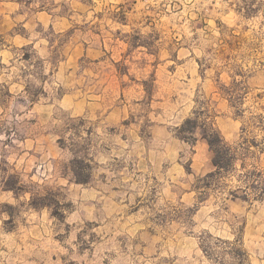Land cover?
<instances>
[{
	"label": "rangeland",
	"instance_id": "1",
	"mask_svg": "<svg viewBox=\"0 0 264 264\" xmlns=\"http://www.w3.org/2000/svg\"><path fill=\"white\" fill-rule=\"evenodd\" d=\"M263 180L264 0H0V264H264Z\"/></svg>",
	"mask_w": 264,
	"mask_h": 264
},
{
	"label": "trees",
	"instance_id": "2",
	"mask_svg": "<svg viewBox=\"0 0 264 264\" xmlns=\"http://www.w3.org/2000/svg\"><path fill=\"white\" fill-rule=\"evenodd\" d=\"M198 127L199 122L197 118H187L179 127L180 133L178 134V137L186 141H193L196 139L194 134ZM202 131V136L207 140L210 149L214 152L213 162L216 170L208 173L204 177V180H208V182L205 184L206 187L210 188L212 187L210 179H213L214 177H217V175H221L222 173L229 171L233 166L236 157L231 154L233 147L224 141L217 129L212 126L210 128H204ZM186 132L190 133L191 136L185 135L184 133ZM75 175L76 181H86V179L79 178L77 173H75ZM259 188L260 189L258 190L260 191V197L264 198V180L261 182V186H259ZM233 195L236 196V194Z\"/></svg>",
	"mask_w": 264,
	"mask_h": 264
},
{
	"label": "crops",
	"instance_id": "3",
	"mask_svg": "<svg viewBox=\"0 0 264 264\" xmlns=\"http://www.w3.org/2000/svg\"><path fill=\"white\" fill-rule=\"evenodd\" d=\"M237 123L238 121L233 117L221 116L220 119L218 120V124H216V128L220 131V133H222V128L225 125H230L231 127L235 128L237 127ZM179 140H183V139L179 138ZM199 146H202V147L208 146V149H210V146L208 142L206 141V139L204 138L196 139V143L195 144L193 143V147L195 150L194 152H192L189 167L191 168L192 173L202 175V174H207V173L212 172L214 168L216 167L213 162L214 152L212 153L211 152H200L201 150L197 148ZM178 155L180 156L181 153L178 152Z\"/></svg>",
	"mask_w": 264,
	"mask_h": 264
}]
</instances>
